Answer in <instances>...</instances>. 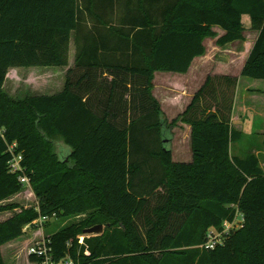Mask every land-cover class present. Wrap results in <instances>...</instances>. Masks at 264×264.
Masks as SVG:
<instances>
[{"label":"trees","instance_id":"1","mask_svg":"<svg viewBox=\"0 0 264 264\" xmlns=\"http://www.w3.org/2000/svg\"><path fill=\"white\" fill-rule=\"evenodd\" d=\"M242 17L257 36L239 75L264 79V0H0V201L22 188L7 168L12 142L36 201L0 203V212L19 208L0 220V264L1 245L34 219L80 213L47 237L54 259L264 264V172L255 154L230 153L241 136L231 124L238 77L207 74L169 123L151 93L154 71L187 72L205 37L244 40ZM71 32L74 66L61 91H3L9 67L66 65ZM177 121L190 126V161H174L163 141ZM236 210L242 227L200 246ZM98 223L101 233H82Z\"/></svg>","mask_w":264,"mask_h":264},{"label":"rangeland","instance_id":"2","mask_svg":"<svg viewBox=\"0 0 264 264\" xmlns=\"http://www.w3.org/2000/svg\"><path fill=\"white\" fill-rule=\"evenodd\" d=\"M242 22L249 23L248 17L245 18L242 17ZM244 35L247 39V42L244 43V50L243 51L241 50L239 54L236 56L232 55L228 59L227 57L224 58V56L227 55L230 51L215 50L213 49L212 46L214 45V40H211L212 37H209L211 38L210 40L206 39L204 44L207 48L209 55L207 56L208 60H206L203 64L204 70L203 71L200 70L199 78H203L205 74H215L213 72L218 71L219 68L221 69L220 71L229 72L231 74H237L236 76L238 77V79L235 88L236 99H238V102H242L243 100H245L246 103H250L252 107L256 106V108L258 109L260 108L259 105L260 96H258L259 94L253 91H246V87L264 89V79H254L239 75V66L247 50V47L250 43V40L253 37V31L247 28L246 31L244 32ZM218 60L226 61V63L218 67V63H216ZM209 63L211 65H209ZM23 68L31 71L32 73L45 72L49 74H53L55 72H58V70H61V67L52 66V65L23 67ZM161 75H167V76L175 75V76H171L174 78L173 84L165 83L166 81L164 82V80L161 79ZM54 79L50 78L51 80L50 82H52V80L54 81ZM50 82L46 81L45 79L44 80L39 79L38 82L37 81L35 82L33 89L34 90L41 89L43 90L44 93H50L60 88L59 87L60 85L58 84L57 85L54 84L57 87H53L52 84H50ZM182 83H184V87L182 86ZM50 85H51V89L46 88ZM25 88L26 90H28L27 92L30 91V87L29 88L25 87ZM25 88L19 87L18 89L21 92L24 91ZM50 90H54V91H50ZM196 90H197V60L194 62L192 66V70L190 74L187 76L186 80H184V76L182 75H176L167 72L165 73L162 71H157L155 73L153 92L155 96L159 98H163L165 101H167V102H163L164 103L163 105L165 108H168L166 109L168 114H175V112H178L181 108L177 104L179 103L180 105H182L186 101H189L192 94ZM167 96H170L171 99L167 98ZM172 101H175L176 104L173 103ZM170 121L171 120L167 119L168 123ZM254 121L257 123L258 121L257 116L254 117ZM171 127H172L171 138L169 142L166 143V146L171 148V153L172 155L174 154L173 159L175 161L178 160L183 161L185 160V158H187V156L190 158L191 152L189 148V140H187L188 130L187 127L184 126V122L177 121ZM240 129H241L240 130L241 136L237 141L231 143L230 153L234 156H239V157H243L248 153L255 154L258 157L260 166L264 172L263 136L256 133L250 126H247L246 121H245V125L242 126ZM165 134L167 136L169 135V133L166 131ZM54 146L59 157L66 156L68 152H70L69 147L61 141H56ZM7 201L16 202L21 207H30V206H35L36 204L35 197L29 183L22 185L21 190L16 194L7 198ZM18 210L19 208L15 210L1 211L0 220L5 218L7 215H10V213H12L13 211H18ZM84 215L85 213H80L74 216H69L64 218L51 217L48 221H45L46 223L43 222V224L39 226L30 225V224L26 225L23 228V233L15 240L16 245L17 244L18 245L17 247H15L14 252L9 253V248H5V246L2 247L3 259H5V264H35V262L29 260V255L27 253L28 247L33 245L38 240L47 238L51 233H53L59 227L70 224L71 222L80 219Z\"/></svg>","mask_w":264,"mask_h":264},{"label":"crops","instance_id":"3","mask_svg":"<svg viewBox=\"0 0 264 264\" xmlns=\"http://www.w3.org/2000/svg\"><path fill=\"white\" fill-rule=\"evenodd\" d=\"M244 25H245L246 29L249 27V23H244ZM246 29L244 30V32L246 31ZM213 30L215 32H217V34H221L223 32L222 29H220L217 26H214ZM251 31H253V37L250 40V43L247 47V50H246V52L242 58V61H241L240 66H239V72H240V69L242 67L243 62L245 61V58L247 57V55L249 53V50L253 44V41L257 36L256 31H254V30H251ZM244 32H243V34H244ZM73 36H74V33L71 32L70 38H69V45H68V61H67L66 65L59 66V67H61V70H58V72L53 73L54 74L53 75V74H49V73H45V72L32 73L31 71L23 68V67H35V66H12V67H9L5 73V77H4V80L2 83L3 91L8 96H10L11 98H14V99L23 98V97L28 96V95H32V96H35V95H52V94H55V93H58L59 91H61L63 88L64 82H65V76H66L68 68H71L74 66L75 43H74V37ZM88 38L91 39L90 37H88ZM98 39L99 38H97V40ZM206 39L210 40L211 38L205 37L203 39V44L205 43ZM211 40L215 41V38L212 37ZM246 42H247V39L244 35V40H242V41H233V42L227 43L223 46H218L214 42V45H212V46H213V49H215V50H219V51H227L228 50V51H230L227 55L224 56V58L227 57V59H228L232 55H234V56L238 55L241 50L243 51L244 50V43H246ZM204 47H205L204 54H202L200 56H196L193 58L187 72H185V73H177V72H170V71H162V72H165V73L167 72V73L176 74V75H182V76H184V80H186L187 76L190 74V72L192 70V66H193L194 62L197 60V89H198L199 86L204 81L206 75H207V74H205L203 78H199L200 70H202V71L204 70L203 64L206 60H208L207 56L209 55L205 44H204ZM216 63H218V67H219L220 65L225 64L226 61L218 60ZM209 65H211V64L209 63ZM220 70L221 69L219 68L218 71H215L213 73L226 74V75H237V74H231L229 72H224V71H220ZM156 72L157 71H154V73H153L151 93L160 103V107H161V110L163 112V116L165 118L171 120L184 109V107L186 106L188 101H186L182 105H180L178 103L177 105H179V107L181 109L178 112H175V114H168L167 110H166L168 108H165L163 105L164 104L163 102H167V101H165L163 98H159V97L155 96L154 92H153L154 91V79H155V73ZM171 76H175V75H170V76L161 75V79H163L164 82L166 81L165 83H168V84L172 83L173 84L174 78ZM50 78L51 79L55 78V79H54V81L52 80V82H50L51 81ZM108 78L110 79V76H108ZM39 79H43V80L45 79L46 81H49L53 87H57L54 84H56V85L58 84V85H60L59 86L60 88H58V90H56V91L50 90V91H54V92H50V93H44L43 90H41V89L34 90L33 89L34 84L36 81L38 82ZM182 86L184 87V83H182ZM19 87H24V88L30 87V91H33V92H30V91L27 92L28 90H26V88L24 89V91L20 92L18 89ZM46 88L51 89V85L46 87ZM246 91H253V92L259 94L258 96H260L259 97L260 98L259 99L260 108L257 109L256 106L252 107V105L250 103H246L245 100H243L242 102H238V99H236V97H235L234 102H233L232 112H231V124L233 125L234 128L241 130L240 128L245 125V121H246L247 126H250L256 133L263 136L264 135V89L246 87ZM235 96H236V92H235ZM167 98L171 99L170 96H167ZM172 102L176 104L175 101H172ZM256 116L258 118L257 123L254 121V117H256ZM184 126H186L187 130H188L187 140H189V148H190V127L186 123H184ZM190 152H191V150H190ZM173 156H174V154L172 155V159H173ZM190 160H191V155H190V158L187 156V158H185V160H183V161H190ZM178 161H180V160H178ZM0 202L6 203L8 201H7V199H5L4 201L2 200ZM8 216L9 215H7L6 217H8ZM5 218H3V219H5ZM15 240H16V238H14V239L4 243L3 245H1L2 256H3V249H2L3 246H5V248H9V253L14 252L15 247H17V245H18V244L16 245ZM4 263H5V259H4Z\"/></svg>","mask_w":264,"mask_h":264},{"label":"built area","instance_id":"4","mask_svg":"<svg viewBox=\"0 0 264 264\" xmlns=\"http://www.w3.org/2000/svg\"><path fill=\"white\" fill-rule=\"evenodd\" d=\"M16 142L8 144L7 150L10 153V157L7 160V168L9 172L17 174L18 181L22 184H28L29 179L23 172V166L21 164L22 154L15 151ZM53 216L42 215L34 219L30 225L39 226L43 222L48 221ZM243 225L242 213L238 210L231 220L223 219L219 227H209L205 232V239L200 246L213 249L217 245L223 243L224 237L231 231L236 230ZM28 255H32L36 259V264H76L72 259L65 256L60 259H54L52 256V250L49 245V239L43 238L38 240L27 249Z\"/></svg>","mask_w":264,"mask_h":264},{"label":"water","instance_id":"5","mask_svg":"<svg viewBox=\"0 0 264 264\" xmlns=\"http://www.w3.org/2000/svg\"><path fill=\"white\" fill-rule=\"evenodd\" d=\"M165 131L168 132L169 135L168 136L166 135L165 137H163V141L164 142H169V140L171 138V130L167 129ZM102 230H103V224L98 223V224H94L92 226L83 228L82 229V233L87 234V235H89V234H99V233L102 232Z\"/></svg>","mask_w":264,"mask_h":264}]
</instances>
